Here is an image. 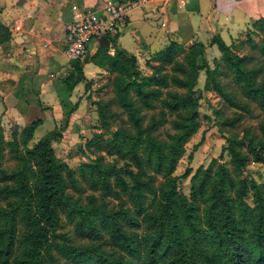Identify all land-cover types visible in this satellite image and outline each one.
Returning <instances> with one entry per match:
<instances>
[{"label":"trees","instance_id":"1","mask_svg":"<svg viewBox=\"0 0 264 264\" xmlns=\"http://www.w3.org/2000/svg\"><path fill=\"white\" fill-rule=\"evenodd\" d=\"M0 29V42L9 39ZM247 31L239 43L211 39L221 52L214 67L202 41L172 39L150 54L149 73L110 37L115 52L100 46L90 59L112 74L114 100H94L111 133L87 140L99 153L77 168L55 152L63 128L34 140L40 119L13 124L10 137L0 124V264H264V182L248 171L264 162V121L234 130L223 148L230 166L212 159L199 167L188 194L180 180L190 170L175 174L200 126L203 90L245 113L252 104L264 112V18ZM80 60L63 78L70 89L85 79ZM240 113L223 124L237 127Z\"/></svg>","mask_w":264,"mask_h":264},{"label":"crops","instance_id":"2","mask_svg":"<svg viewBox=\"0 0 264 264\" xmlns=\"http://www.w3.org/2000/svg\"><path fill=\"white\" fill-rule=\"evenodd\" d=\"M110 1L125 0H0V25L10 32V38L0 42V124L5 131L40 119L35 132L45 131L34 133L37 138L63 128L53 146L81 145L79 133L91 105L83 81L72 89L63 81L75 64L65 54L66 35L76 22V9L100 15ZM261 16L264 0H187L182 7L178 0H151L119 22L115 43L142 60L172 39L189 45L219 35L231 43L250 27L252 18ZM17 20L20 28L15 31L10 26ZM116 45L110 39L113 53ZM100 46L98 38L93 39L88 59L80 60L86 77L103 70L90 59Z\"/></svg>","mask_w":264,"mask_h":264},{"label":"rangeland","instance_id":"3","mask_svg":"<svg viewBox=\"0 0 264 264\" xmlns=\"http://www.w3.org/2000/svg\"><path fill=\"white\" fill-rule=\"evenodd\" d=\"M248 31L246 30L242 35L237 37L233 42L239 43L242 40H246ZM113 37L114 35H109ZM256 39L259 36H255ZM90 43V42H89ZM206 45L205 56L209 64L214 67V59L221 56V52L218 50L217 45H211L209 42L204 43ZM246 47L238 48L237 50L240 53L246 51ZM149 56H145L144 59H138V65L141 70L145 73L151 71L150 66L146 63V60ZM76 61V59H71ZM92 68V67H91ZM89 77L85 76L83 84L86 88V91H89L88 102L90 106V115L87 118V122L83 124V130L79 133V138L81 140V145L75 143H66L63 145L54 146L57 156L64 159L69 165L73 168H77L82 162L89 159L95 158L97 156V147L95 144H92L89 148L86 145L87 140H92L94 137H98L99 142H102L110 136V129L103 127L98 119L97 106L94 103V100L97 99H113L115 95L113 90V85L111 83L112 74L107 70H98L95 73L88 72ZM207 74L205 70H202L198 77L197 86L204 88ZM224 78L223 80H227ZM87 80H91L89 87H86L85 83ZM92 99V101H91ZM90 100V101H89ZM114 100V99H113ZM113 108L119 109L115 101H113ZM220 111V112H219ZM244 112V118L236 125L237 127H232V125H225L223 122L227 118H233L236 114H241ZM246 111L241 110L240 108H235L226 103L225 100L221 98L220 95L214 91L203 90L202 97L200 100L199 107V119L200 126L198 130L192 135L190 140L186 143V151L184 155L180 158L175 174L180 175L184 173L187 169L190 170V173L187 177L181 178V186L185 193L190 192L191 186V177L196 172V170L203 166L206 167L212 159H216L219 163L223 162L227 166H230L229 156L223 151V148L226 144L227 137L234 130H242L245 127H250L251 129H258L264 121V112L259 109L255 104H252V112L245 113ZM167 126L161 128L162 133L166 136ZM112 128H116L113 125ZM44 130V129H43ZM41 128L35 135H39ZM10 130H6V136L10 137ZM45 131V130H44ZM44 133V132H43ZM92 133V137H89V134ZM34 135V140L38 139ZM100 136V137H99ZM105 155L106 161L116 160L115 156ZM221 154L223 156L221 157ZM117 164H122L123 161L117 159ZM249 174L259 182H264V162H255L252 161L248 165ZM76 239L79 240L78 237Z\"/></svg>","mask_w":264,"mask_h":264},{"label":"built area","instance_id":"4","mask_svg":"<svg viewBox=\"0 0 264 264\" xmlns=\"http://www.w3.org/2000/svg\"><path fill=\"white\" fill-rule=\"evenodd\" d=\"M149 1L151 0L110 1L106 4L104 13L100 15L89 10H78L77 6H74L76 22L66 35L65 54L70 59H82L87 54L89 42L103 34L108 37L111 34L115 35L119 22L131 10L145 6ZM186 3L187 0H178L180 7ZM10 27L18 31L20 21L17 20ZM113 51L114 48L109 50L111 53Z\"/></svg>","mask_w":264,"mask_h":264},{"label":"water","instance_id":"5","mask_svg":"<svg viewBox=\"0 0 264 264\" xmlns=\"http://www.w3.org/2000/svg\"><path fill=\"white\" fill-rule=\"evenodd\" d=\"M98 42L101 46H105L108 47L110 45V39L106 34L101 35L100 37H98ZM89 54L87 53L85 55V59H88ZM89 137H92V133L89 134Z\"/></svg>","mask_w":264,"mask_h":264}]
</instances>
